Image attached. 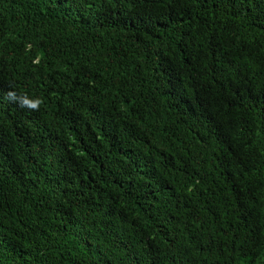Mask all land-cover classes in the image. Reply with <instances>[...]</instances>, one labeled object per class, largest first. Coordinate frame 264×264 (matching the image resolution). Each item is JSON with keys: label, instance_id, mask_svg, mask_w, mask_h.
I'll list each match as a JSON object with an SVG mask.
<instances>
[{"label": "trees", "instance_id": "obj_1", "mask_svg": "<svg viewBox=\"0 0 264 264\" xmlns=\"http://www.w3.org/2000/svg\"><path fill=\"white\" fill-rule=\"evenodd\" d=\"M0 264H264V0H0Z\"/></svg>", "mask_w": 264, "mask_h": 264}, {"label": "clouds", "instance_id": "obj_2", "mask_svg": "<svg viewBox=\"0 0 264 264\" xmlns=\"http://www.w3.org/2000/svg\"><path fill=\"white\" fill-rule=\"evenodd\" d=\"M3 99H6L10 103H16L21 108H27L29 111H39L41 106L45 103V100L39 96H29L27 93H17L14 89L4 94Z\"/></svg>", "mask_w": 264, "mask_h": 264}]
</instances>
